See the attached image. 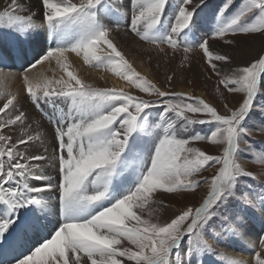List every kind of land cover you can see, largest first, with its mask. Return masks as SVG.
Returning <instances> with one entry per match:
<instances>
[{
    "label": "snow or ice",
    "instance_id": "6c2138e0",
    "mask_svg": "<svg viewBox=\"0 0 264 264\" xmlns=\"http://www.w3.org/2000/svg\"><path fill=\"white\" fill-rule=\"evenodd\" d=\"M232 6L234 0H225L205 36L198 33L206 0H39V24L37 12L22 0H8L0 11V28L12 38L0 36V85L14 78L11 68L22 62L28 98L36 105H52L51 115H43L53 128L54 145L51 155L47 148L29 153V147L44 143V134L19 109L17 95L0 87V264H124L118 257L135 264H203L201 257L216 254L213 241L245 239L257 221L264 248V183L258 193L251 186L238 187L243 177L256 179L239 162L240 153L248 152L252 162L264 165V148L258 151L246 139L254 130L264 131V126H248L257 96H264V0H243L225 15ZM121 26L160 52L165 44L173 51L183 46L185 53L201 49L219 85L242 93V102L235 109L224 103L225 115L202 98L156 87L110 38ZM256 33L262 38L260 52L245 66L222 74L218 62L231 64L234 57L210 50L209 41L219 38L232 46L237 34ZM68 53L83 55L90 67L110 68L158 99L95 88L69 70ZM53 61L67 78L33 73ZM157 106L158 119L150 120ZM189 112L206 118L193 119ZM193 125H211L212 130L183 135ZM16 127L24 131L13 140L5 129ZM197 141L223 145V154L188 146ZM45 161L55 177L36 175L29 183ZM215 165L220 167L211 178V191L198 207H188L170 222L152 221L161 206L155 194L194 192L201 182L191 178ZM49 193L55 194V203L50 195L45 199ZM33 237L38 244L21 252L19 246ZM124 241L135 250L118 247ZM254 260L264 264L259 251ZM227 264L249 262L235 258Z\"/></svg>",
    "mask_w": 264,
    "mask_h": 264
},
{
    "label": "rangeland",
    "instance_id": "374dc122",
    "mask_svg": "<svg viewBox=\"0 0 264 264\" xmlns=\"http://www.w3.org/2000/svg\"><path fill=\"white\" fill-rule=\"evenodd\" d=\"M119 1H121V0H119ZM123 2H124V0H123ZM174 2H175V0H173V3ZM224 2H225V0H206L207 7L204 8V11L201 13L202 21H201L200 32L198 33V35H205L206 36L208 33H210L212 31V29L216 23V21L214 19V13L218 11V9L222 6V4ZM242 2H243V0H234V6L230 7V9L228 11H226L225 15H230L232 12H234L240 6V4ZM128 3H129V0L125 4H128ZM193 3H195V0H193ZM121 4H122V2H121ZM188 7H189V9H191V6H188ZM0 11H3V9H0ZM166 11H167V9H166ZM22 14H27V13H22ZM109 19L110 18H106L105 22L107 23ZM114 23L115 22L113 21V24ZM119 29H121L123 31L127 30L126 27H124V26H121ZM128 32L131 35L133 34L130 31H128ZM132 36L136 37L138 40H140L137 36H135V34H133ZM6 38H8V37H6ZM257 38H261V35L259 33L247 34V35L237 34L234 37L235 43L233 45L238 46V44H240L242 42L246 43V42H250V41H255ZM211 40H213V39H211ZM140 41L144 42L145 44H148L150 46H156V45L148 43L146 41H142V40H140ZM214 42H215V44L218 43L220 45H225L223 43V41L218 39V38H216V40H214ZM161 46H163L164 52H160L159 49H153L157 53H160L161 57H162V58L160 57L161 60L157 61L156 64L159 65L161 63V65H162L163 63H167V61L165 60L166 59L165 57H168V56L170 57L171 62L177 61V58L179 57L180 62L177 61V64L175 66V68H178L179 77L181 78V80H180L181 83L179 85L182 86L183 88H185L186 90H187V88H190L192 90V93H190L184 89H178V87H176L174 85V83L171 84L170 81H168L167 76L164 75L163 72L159 71L158 75H159L160 85H162L166 89L163 91L182 92V93H185V94L190 95L192 97L202 98L205 100V102H208L211 105L215 106L221 114H225V115L228 113H227V110L223 107L224 103H227L230 108L235 109L242 102V98H243L242 93H229L222 85H219V83H218L219 77H217L213 73L211 67L207 63V58L203 54L201 49L193 48L192 51H190L189 53H185L183 51V46L178 47L176 49L177 51L176 50L172 51L173 49L166 44L161 45ZM210 50L213 51L212 48H210ZM186 56H187V59L185 58ZM191 58H192V60L197 59L196 60L197 61L196 67L192 68V66L190 64ZM244 64H246V62ZM84 65H85V67L90 68V69L91 68H93V69H101L102 68V67H100V68L90 67L86 63ZM218 68L223 74L224 69H232V68H234V64H232V63L231 64H221L218 62ZM108 69H110V68H108ZM11 70H12V72L14 71L16 74H20L23 71V67L18 69V70L16 69V71L13 69H11ZM198 70H203L205 73L212 76L214 78V80L217 82V87L208 85L205 82V80H203L201 78V76H199V78L196 82H192L190 75L195 77ZM63 73L64 72L62 70L58 69V67L56 66L51 71L50 78H53V77L58 78ZM76 75L80 79H82L79 74H76ZM83 81H85V80H83ZM86 83H88V82H86ZM92 85L95 88H101V89H103V88H115V87L110 86V84L105 80L102 81V83H100V84L97 83V84H92ZM128 85L130 87L123 89V90L128 92L131 95L139 96L142 99H149V100L158 99L155 96H149L146 93L140 92L139 89L135 88L134 85H131L129 83H128ZM156 87L160 88L159 86H156ZM24 89H26V88H24ZM116 89H120V88H116ZM198 90H203L206 93H208L209 97H211V99L214 102L213 103L209 102V100L207 98H205L206 97L205 94H199ZM26 96H27V92H26ZM27 99L34 107V104L28 98V96H27ZM262 106H264V96L258 95L256 101L254 102L253 115L251 116V119L248 121L249 127L255 128L256 126H264V110H262ZM18 107L20 110H22L20 108V105H18ZM158 107L159 106L151 109L152 116L149 117L150 120L158 119V116H157ZM43 108L46 109V106H43V107L38 106V110L42 111L44 114L45 111L43 110ZM186 115L190 116L193 119H205L206 118L203 114H194V113H190V112L186 113ZM210 130H212L211 125H193L190 127L188 132L184 133L183 135L187 136V135H190L194 132H200L203 135H208ZM246 139L258 151L261 148H264V131H255L254 130L251 132L250 136L246 137ZM188 146L194 147V148H199L200 150L207 152V154H209V155L221 156L223 154V145H211L208 141L191 142ZM245 146L246 145L241 144V148H244ZM239 162L242 164V166L245 168L246 171L253 172L256 176V179H253L251 177H243L241 179V182L238 185V187L240 189L246 190L247 186H251V188L255 192L258 193L260 184L264 183V165L252 162L251 154L248 152L240 153ZM219 167H220V165H215V166L209 167L206 170L200 172L198 175L193 176L191 179L201 182L200 186L194 192H187V193H182V194L177 195V194H166V193H163L161 191V192H158L157 194H155L156 198L159 199L160 201H162L165 205L161 206V208L159 209V211H160L159 213H161V216L155 220L152 219V221L158 222L161 224L166 223V222H170V220L172 218H174L176 215H178L176 213H174V214L171 213V210L169 209L170 206L173 209H174V207L175 208L179 207V209L181 208V211L187 210L188 207H192L193 209L198 207L204 201V199L207 198L208 194L210 193V191H211V184H210L211 178L218 172ZM205 179H207V181H208L207 183L203 182ZM32 181H34V179H32ZM164 212H166V214ZM145 218H147V217L145 216ZM51 219H53V217H51ZM253 227L255 229L256 222L253 223ZM248 233H249V231L247 232V234ZM259 236L260 235H258L254 238L255 239L254 242L256 244L255 246L259 248V249L257 248L255 250V252L259 251L261 253V255L264 256V248H260L261 244H260V242H258L260 240ZM245 239H240L239 237H237V238H234L232 240H226L223 243H218L216 241H213L214 246L216 247V254L215 255H204L203 257H201L203 264H220V263L221 264H227L229 259H231V258L235 259L233 256L235 251H239L241 248L248 249ZM235 242H236V245H235ZM234 245H235V247H234ZM124 246L133 247V249H134V246L129 244L127 241L122 242V244L118 247H124ZM186 246H187V242L185 241V244L182 245V248H184ZM221 253L223 254L222 256L220 255ZM118 259H122L124 261V264H135L134 261H128V260H126V258H119L118 257ZM253 263L255 264L254 257H253Z\"/></svg>",
    "mask_w": 264,
    "mask_h": 264
},
{
    "label": "bare ground",
    "instance_id": "6f19581e",
    "mask_svg": "<svg viewBox=\"0 0 264 264\" xmlns=\"http://www.w3.org/2000/svg\"><path fill=\"white\" fill-rule=\"evenodd\" d=\"M127 1L128 0H124L123 2V0H121L119 2L120 3L122 2V4H125ZM7 2L8 0H0V9H3L4 7H6ZM22 2L26 6L30 7L32 11L37 12V16L34 18V21L35 23L39 24L41 21V18L39 15L40 13L39 0H22ZM7 31L9 30H7L6 28H0V32H1L0 36H3L4 39L6 37H12L10 34L11 32L7 33ZM132 35L127 30L123 31L121 29H117L110 34V38L113 39V42L117 45L118 49L124 52V54L126 55V58L132 64L133 68H135V70L139 72L142 76L147 77L149 80H151L153 84H155L156 86H159L162 90H166V89L162 85H160V80H159V75H158L159 71L163 72L164 75H166L167 77L172 76L173 79L170 81V83L171 84L174 83V85L178 87V89L186 90L185 88L179 85L181 83L180 81L181 78L179 77L178 68H175L177 61L180 62L179 57L177 58V61H174V62L170 61L169 56L165 57L166 58L165 60L167 61V63H163L162 65L160 63L158 65L156 64V62L160 61L162 57L160 53H157L155 50H153V49H158L157 46H150L148 44H145L144 42H141L140 40H138L136 37H133ZM214 40L216 39L209 41L210 48H212L214 52H220L221 54H223L224 52L231 53L234 57V62L232 63L234 64V67L245 66L244 63L248 62L253 57H255L257 53L260 52V49L262 47V38H257L255 41H250L246 43L242 42L238 44V46L236 45L226 46V45H220L218 43L215 44ZM101 48L107 49V46L101 45ZM108 51H110V49H108ZM196 60L197 59H194V60H192V58L190 59V64L192 68L196 67V62H197ZM68 62L71 64V68L69 70L73 71L75 74H79L83 80H85L86 82L90 84H97V83L100 84L102 83V81L105 80L110 84V86L115 87V88L126 89L130 87L125 80L121 79L111 69H108V68H101V69L91 68L90 69V68L85 67L83 55L78 57L76 56L75 53H68ZM20 66H22V62L17 61L15 66H13L11 69L16 71V69L14 68H17ZM55 67H56V64L54 61L52 62L51 66L48 64V62H44L42 65H38L36 69H33V73L42 71L50 78L51 71ZM230 70L231 69H224L223 73H227ZM13 73H14V78L8 79L5 82V84L0 85V87L4 88L7 92L15 93L17 95L18 105H20V108L27 114L28 121L29 122L36 121L37 124L39 125L38 130L44 134V143L43 144L36 143L34 146L29 147L28 151L29 153H41L43 152L44 148H47L48 153H46V155H51V153L53 152V145H54V142L52 139L53 128L51 125H49L47 116H45V119L42 118L43 115L39 111H37L35 109L36 107L34 108L33 105L28 101L27 96H26V89H24L26 88V86L23 82L22 76L20 74H16L14 71ZM61 76H64L65 78H67L65 73L61 74L60 77ZM199 76H201V78L205 80V82L208 85L217 87V82L214 80V78L210 76L209 74L205 73L203 70H198L195 77L190 75L191 81L196 82ZM60 77L56 79H59ZM186 91L192 93V90L190 88H187ZM198 93L205 94L206 96L205 98H207L209 102L211 103L214 102L211 99V97H209L208 93H206L205 91L198 90ZM3 102H4V97H0V106H2ZM43 106H46L47 112L45 113L51 115L52 105L43 104ZM32 130L33 132L37 130V126L33 125ZM23 131L24 129L22 127H16L12 129L11 131L9 129H5V133L12 135L13 140H15L17 136L21 135ZM20 147L21 149H23L24 146H20ZM41 174H43L45 178H47L48 176L55 177L56 172H55V169L52 167V165L48 161H45L34 170L33 179L36 175H41ZM33 182L34 181H32V179L29 180V183H33ZM49 195L52 198V203H55L54 193H49L45 195V199H48ZM164 205L165 204L161 201V206H164ZM169 209L171 210L172 214L174 213L179 214L180 212H182L181 208L179 209V207L178 208L174 207L173 209L170 206ZM159 212L160 211L158 210V212L152 217V219L155 220L159 218L161 216V213ZM164 213L166 214V212ZM53 220H55V216H53ZM260 234H261L260 224L257 221L255 229L252 224L250 226L249 233L246 234L245 241L247 243L248 249L241 248L239 251H235V253L233 254L234 258H243L246 261H248L249 264H254L253 257H254L255 250L258 248L255 246L256 244L254 242L255 240L254 238ZM258 242H260L261 244L260 240ZM23 244H25V242L19 246L20 251H21V246ZM235 245H236V242H235ZM260 248H262L261 245H260Z\"/></svg>",
    "mask_w": 264,
    "mask_h": 264
}]
</instances>
